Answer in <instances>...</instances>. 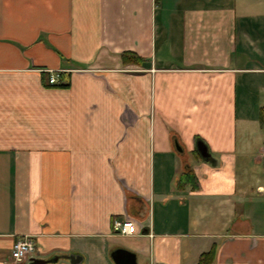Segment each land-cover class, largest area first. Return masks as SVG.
<instances>
[{
    "label": "crops",
    "instance_id": "crops-1",
    "mask_svg": "<svg viewBox=\"0 0 264 264\" xmlns=\"http://www.w3.org/2000/svg\"><path fill=\"white\" fill-rule=\"evenodd\" d=\"M263 107L264 0H0V264H264Z\"/></svg>",
    "mask_w": 264,
    "mask_h": 264
},
{
    "label": "built area",
    "instance_id": "built-area-1",
    "mask_svg": "<svg viewBox=\"0 0 264 264\" xmlns=\"http://www.w3.org/2000/svg\"><path fill=\"white\" fill-rule=\"evenodd\" d=\"M59 75L51 74L49 84L55 86L59 84ZM264 160V154H263ZM114 231L123 236H135L136 223L132 220H115L113 224ZM36 252V243L32 237L26 236L18 239L12 250V258L15 262L30 261Z\"/></svg>",
    "mask_w": 264,
    "mask_h": 264
},
{
    "label": "water",
    "instance_id": "water-1",
    "mask_svg": "<svg viewBox=\"0 0 264 264\" xmlns=\"http://www.w3.org/2000/svg\"><path fill=\"white\" fill-rule=\"evenodd\" d=\"M197 151L202 158L206 160L211 159V154L209 153L208 147L204 142L199 141L197 143ZM111 256L115 264H138L136 254L129 250L117 249L112 253ZM52 262H55V260H43L37 258L30 260V264H49Z\"/></svg>",
    "mask_w": 264,
    "mask_h": 264
},
{
    "label": "trees",
    "instance_id": "trees-1",
    "mask_svg": "<svg viewBox=\"0 0 264 264\" xmlns=\"http://www.w3.org/2000/svg\"><path fill=\"white\" fill-rule=\"evenodd\" d=\"M132 59L135 60V63L142 62V59L133 53L127 52V53L123 54V60L125 63H131ZM259 120H260L261 125L264 126V107L261 109ZM195 154L197 157H199V159H201V156H200L199 152L197 151V149L195 151ZM184 174H185V177H183V180L190 185L192 182V176H193L192 172L188 171ZM183 185H184V183H183ZM214 255H215V250L212 249L209 253L201 256L198 264H210V263H212Z\"/></svg>",
    "mask_w": 264,
    "mask_h": 264
},
{
    "label": "rangeland",
    "instance_id": "rangeland-1",
    "mask_svg": "<svg viewBox=\"0 0 264 264\" xmlns=\"http://www.w3.org/2000/svg\"><path fill=\"white\" fill-rule=\"evenodd\" d=\"M254 131H257V128H256V127H254ZM255 151H256V153L258 152V148H257V147L255 148ZM256 153H255V154H256ZM261 168L264 169V163H263V165L261 166Z\"/></svg>",
    "mask_w": 264,
    "mask_h": 264
}]
</instances>
